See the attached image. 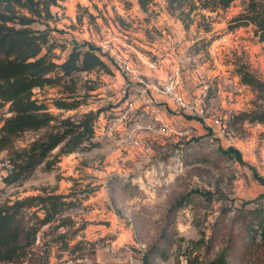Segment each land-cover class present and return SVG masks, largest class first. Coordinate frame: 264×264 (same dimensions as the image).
Returning a JSON list of instances; mask_svg holds the SVG:
<instances>
[{
	"label": "rangeland",
	"instance_id": "rangeland-1",
	"mask_svg": "<svg viewBox=\"0 0 264 264\" xmlns=\"http://www.w3.org/2000/svg\"><path fill=\"white\" fill-rule=\"evenodd\" d=\"M38 1L41 15L20 9L17 15H26L32 21L28 28L46 34L42 54L49 48L57 65L76 45L85 51V41L97 43L111 27L131 44L132 49L122 50L144 82L161 86L179 68L181 92L188 97L208 86V112L204 117L179 114L178 129H188L192 136L158 135L152 155L140 157L117 141L119 135L109 137L106 131L142 82L126 81L111 66L110 75L104 70L75 73L35 89L34 99L54 116L103 112L94 127L98 147L62 156L50 169L42 164L22 182H2L9 152L0 153V206L39 195H60L68 203L40 227L18 264H144L147 253L157 264H186L191 249L204 262L226 252L230 264H264V185L253 176L255 170L264 177V123L239 116L264 109L263 43L256 27L242 19L248 2L201 10L204 18L193 14L186 30L169 14L166 0H56L48 7L53 0ZM204 23L211 25L210 32ZM145 68L157 71L158 80L144 76ZM242 73L260 85L243 84ZM62 97L80 99V106L59 110L54 101ZM10 116L9 105L0 108V121ZM223 127L229 135L220 133ZM45 132L25 133L14 148L29 146ZM229 148L240 153L242 162L222 154ZM22 216L26 226H37L44 211L35 207ZM158 249L163 257L154 253Z\"/></svg>",
	"mask_w": 264,
	"mask_h": 264
},
{
	"label": "trees",
	"instance_id": "trees-1",
	"mask_svg": "<svg viewBox=\"0 0 264 264\" xmlns=\"http://www.w3.org/2000/svg\"><path fill=\"white\" fill-rule=\"evenodd\" d=\"M168 12L176 16L189 29L194 22L193 14L201 16V10L216 11L228 8L235 0H166ZM248 2L246 14L242 19L256 27V35L263 43L264 52V0H245ZM56 4V0L52 3ZM144 5L143 1H140ZM145 6V5H144ZM38 0H0V108L9 105L11 116L0 121V153L8 151L9 169L2 182L9 186L22 182L32 176L35 170L45 165L50 169L58 158L78 151H87L98 147L94 142V127L102 109L89 111L79 116L62 118L49 112L46 104L34 99L33 91L45 86L58 84L64 76L75 73H91L104 70L109 75L113 73L111 59L105 60L99 54L98 48L90 42L87 49L74 47L67 59L57 65L50 58V49L42 54L43 47L48 41L45 33H38L28 28L32 22L26 15H17V9L30 15H41ZM48 8H46L47 10ZM238 20V19H236ZM206 33L211 31V25L204 23ZM19 26V27H18ZM241 81L247 85H260L249 73L241 74ZM80 99L74 97L59 98L54 106L59 110L71 111L80 106ZM239 116L248 118L251 122L264 123V109H257ZM44 134L33 140L23 149H15V141L27 132ZM58 149L55 155L53 151ZM222 154L234 156L242 162L241 155L233 148L221 150ZM254 178L264 185V177L255 170ZM60 195L30 196L5 203L0 206V261L18 264L28 255V249L33 245L40 227L53 221L56 215L62 213L65 203ZM39 207L44 211V218L37 226H26L23 222V210ZM262 222V220L260 221ZM263 223V222H262ZM198 245L195 244V248ZM163 257V250H155ZM226 252H221L212 261L204 262L199 255H194L191 249L186 264H230ZM144 264L152 262L151 253L143 257ZM180 264V263H178Z\"/></svg>",
	"mask_w": 264,
	"mask_h": 264
},
{
	"label": "built area",
	"instance_id": "built-area-1",
	"mask_svg": "<svg viewBox=\"0 0 264 264\" xmlns=\"http://www.w3.org/2000/svg\"><path fill=\"white\" fill-rule=\"evenodd\" d=\"M93 44L98 48L99 54L103 55L105 60L111 59L113 67L126 75L129 81L142 82V85L130 95L124 111L107 125V136L114 138L115 135H119L117 141L122 146L133 148L140 157L150 156L153 152L152 143L141 136L144 133L176 139L192 136L190 130L180 131L177 124L170 121L168 107L178 114L204 117L208 112L206 107L208 86H205L197 97H188L181 92L179 68L173 70L161 86H158V83L144 82L134 68L132 60L129 61L122 50L132 49L131 44L124 41L119 33L113 32L111 27L106 28L103 39ZM144 59H147L151 69H156L155 62L149 61L147 57ZM220 133L229 135L225 127ZM96 139L95 131L94 140Z\"/></svg>",
	"mask_w": 264,
	"mask_h": 264
},
{
	"label": "crops",
	"instance_id": "crops-1",
	"mask_svg": "<svg viewBox=\"0 0 264 264\" xmlns=\"http://www.w3.org/2000/svg\"><path fill=\"white\" fill-rule=\"evenodd\" d=\"M154 43H157V42H154ZM154 43H152L151 45L153 46V52L154 50L157 48V45H155ZM180 49H178V52H179ZM182 52H179L178 54H180ZM171 54H174V52L172 51ZM144 76H146L147 78L153 80V78H156L158 80V72L155 71V72H152V70H149L147 68L144 69ZM126 81H129L128 78L126 79ZM130 82V81H129ZM169 106V105H168ZM169 112H174L173 109L169 108L168 107V113ZM175 113V112H174ZM120 114V113H119ZM179 114L176 113V115L170 117V115L168 114L169 116V119L170 121H173L175 124H176V121L178 122H181L179 120V117H177ZM176 117V118H174ZM143 138H145L146 140L150 141L154 147V143H155V146L158 147V136L157 135H153V134H149V133H144L141 135ZM110 141V140H109ZM115 141V140H114ZM153 153V152H152ZM152 155V154H151ZM127 160L129 161H133L134 159L132 157H129ZM134 167L137 165L136 163L135 164H132Z\"/></svg>",
	"mask_w": 264,
	"mask_h": 264
}]
</instances>
